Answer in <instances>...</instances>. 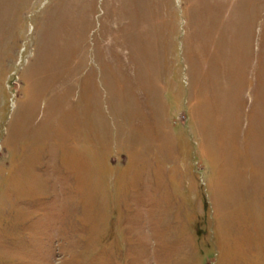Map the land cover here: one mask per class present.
<instances>
[{
	"label": "rangeland",
	"instance_id": "rangeland-1",
	"mask_svg": "<svg viewBox=\"0 0 264 264\" xmlns=\"http://www.w3.org/2000/svg\"><path fill=\"white\" fill-rule=\"evenodd\" d=\"M0 264H264V0H0Z\"/></svg>",
	"mask_w": 264,
	"mask_h": 264
}]
</instances>
